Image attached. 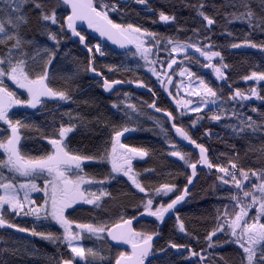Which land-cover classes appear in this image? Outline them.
I'll use <instances>...</instances> for the list:
<instances>
[{
  "label": "snow or ice",
  "instance_id": "obj_1",
  "mask_svg": "<svg viewBox=\"0 0 264 264\" xmlns=\"http://www.w3.org/2000/svg\"><path fill=\"white\" fill-rule=\"evenodd\" d=\"M0 3L7 5V8L0 7V46L5 49L0 51V228L30 233L31 236L54 245L66 246L70 250L71 258L60 259L57 264H74V260L76 264H153V261L158 264H171L167 254L172 250L179 255L187 252V259L191 264H212L214 257L208 256L205 248L197 251L192 247L193 242L200 244V237L188 231L176 212V206L189 196V186L194 184L195 178L198 177V166H201L210 171L215 169L219 174L218 183L225 186L229 193L226 197H218L222 208L216 210L215 226L203 237L207 249L234 244L241 250L239 264H264V166L258 170H246L232 160L228 161L229 166L213 163L209 158V149L203 143H198L191 134L203 126L205 119L216 122L222 119L235 120L236 123L229 124L228 127L234 135L241 137L248 132L255 134L264 130V112L257 108L251 109L252 113L259 116V123L252 116L243 113L245 102H250L252 97L264 100V96H261L256 88L249 89L250 94H246L239 88L232 91V86L228 85L229 94L225 96L222 88L214 87L210 80L193 72L188 66L195 64L197 67L208 69L216 81L227 84L229 66L223 62L224 57L220 51L212 50L224 46L212 42V27L216 21L205 13L203 3L194 7L197 16L206 23L202 24L201 29H192V35L185 39L178 36L161 37L142 25L124 22L125 12L121 5L127 6L129 0H56L50 11L45 0H0ZM29 3L39 11L40 21L44 25L43 34L55 43L57 49L60 44L58 33H70L71 37L77 38L79 44L87 49L90 57L93 53H99L103 57L105 52L101 44L91 45L82 31L78 30L81 24H86L87 28L99 33L100 37L118 45L126 56L130 54L131 61L135 63V68L124 64L115 69L109 66L110 73L121 68L125 72L146 69L156 78L168 97L174 101L173 111L158 107V99L155 98L151 104L143 103L164 117L176 137L198 149L197 159L193 158L192 153L178 150L179 145L169 138V128L158 120L154 121L168 142L167 146L171 149L169 156L182 162L185 169L186 183L182 191L177 184L171 182L153 187H146L142 183L141 173L134 170L133 161L149 156V151L121 143V137L130 131L126 126L107 125L111 127L110 141H105L103 146L92 154H81L79 150L71 149L68 141L69 134L77 128V124L72 123L73 120H78L81 126H87L83 116L74 117L68 113V123L61 122L57 127L53 121L52 131L48 133L32 122V116L27 114L28 110L39 111L48 103L60 104L70 101L72 96L68 90H56L50 86V69L57 52L41 47L37 41L26 39L21 34V28L28 23L23 9ZM135 3L147 11H152L147 0H135ZM228 3L236 11L226 14V18L230 16L231 20L246 22L250 29L260 27L264 30V16L256 14L252 7L253 0H228ZM259 7L264 11V0H259ZM68 9L70 11L67 15H58ZM113 13L119 14L122 22L113 20L110 15ZM176 19L175 15L159 12L161 22L175 23ZM49 25L56 26L58 32L51 31ZM222 35L231 37L232 33L226 32ZM241 47L264 52V43H253L247 36L240 43L229 45L230 49ZM162 51L168 53L167 58H160ZM196 54L202 58L203 63L196 58ZM180 55L183 59L178 62L176 57ZM214 60H218V63H213ZM34 64H38V67L31 66ZM174 65L179 69L178 72ZM89 70L103 76V73H97L91 58ZM174 76H178V80L174 81ZM243 80L264 81V71H252L250 75L243 76ZM8 81L15 86L16 91L10 89ZM131 82L109 80L105 77L103 89L111 92L114 91V86ZM134 82L139 87H148L142 80ZM169 86L175 88V94L169 90ZM20 90L26 93V99L17 94ZM148 91L156 97L154 90ZM123 97L124 114L131 122V115L141 110L128 102L131 99L128 93H123ZM119 107L120 105L113 104V108ZM14 109H23L25 114L14 118ZM208 112L212 114L208 115ZM189 114H195V118ZM185 116L190 121L187 126L183 125ZM29 132H37L39 137L47 141L51 150L40 148L36 150L38 154L35 155L24 151V142L28 139L26 133ZM204 134L209 137L213 135L208 129H205ZM259 151L264 157V146ZM85 161L94 162L100 167L110 165V169L107 174H103L102 179H97V174L84 172ZM261 163L264 165V160ZM153 171L144 170L149 175ZM121 176L127 177L134 190L133 195L143 196L136 206L141 218L146 214L154 218V222L162 224L170 213L176 212V227L179 233L188 238V242L178 243L169 239L166 245H159L157 241L161 236L158 231L137 230L133 227L137 215L125 218L120 212L113 219L104 205L114 199L108 186ZM93 188L96 190L93 191ZM177 192L179 194H175ZM33 194H37L39 202L37 198H33ZM169 194H173L174 198ZM164 197H168L169 202L165 203ZM225 200L227 203H223ZM81 204L91 206L93 211L102 213V216H94L92 222L86 223L70 219L66 211ZM140 209H143V212H140ZM253 211L255 215H251ZM5 213L9 216L31 217L33 227H20L11 223ZM103 216L108 218L104 219ZM52 224L59 226L62 231L59 234L50 230L37 231L38 227ZM85 237L101 241L108 239L116 242V246L128 245L130 251H119L113 258L110 249L85 248ZM2 239L3 237H0V240ZM105 251L107 255L104 254ZM219 260L225 264L223 257Z\"/></svg>",
  "mask_w": 264,
  "mask_h": 264
},
{
  "label": "trees",
  "instance_id": "obj_2",
  "mask_svg": "<svg viewBox=\"0 0 264 264\" xmlns=\"http://www.w3.org/2000/svg\"><path fill=\"white\" fill-rule=\"evenodd\" d=\"M152 8V11H147L143 6L135 3V0H129L127 6L121 5L124 8V22L135 23L138 26L142 25L149 31L158 33L161 37L178 36L180 39H185L192 35V29H201V18L196 14L194 6L203 3L204 11L207 15L213 18L216 23L212 27V42L223 45L221 48H213L212 50L220 51L224 57V63L229 66L227 70L228 81L223 84L216 81L208 71L202 67H197L195 64L188 65L193 72L198 75H203L205 79L210 80L212 85L218 89H223L224 95L229 94L228 85L232 86V91L236 88L241 89L246 94L249 89L256 88L261 96H264V81H245L243 76L250 75L252 71H264V52L259 49L250 47H241L239 49H230L232 43H240L247 36L253 43H264V30L260 27L249 28L246 22L231 20L226 14L236 11L229 5L228 0H147ZM49 11L56 4V0H45ZM64 7V6H61ZM252 7L258 16H264V11L259 7V0H253ZM164 11L168 15H175L176 22H168L167 24L159 21V12ZM27 16L28 23L21 28V34L29 40L37 41L41 47H47L57 52L56 58L50 69L51 84L50 86L56 90H68L72 96V100L62 102L60 104L48 103L39 111L28 110L27 114L32 116V122L39 125L45 133L52 131V122L55 121L57 127L60 123H68V113L74 117L77 115L83 116L86 121V127L81 126L78 120H73L72 123L77 124V128L73 133L69 134V147L73 150H79L81 154H92L97 148L103 146L105 141H110L111 127L110 124L126 126L130 129L121 137V143L127 144L129 147L144 148L149 151V156L143 159H135L133 168L141 173V181L146 187L158 186L160 183H175L180 188L184 187L185 169L182 162L175 157H170L171 149L167 146L165 140L154 121L158 120L165 127L168 123L164 117L150 111L147 104L153 100L151 93L143 92L133 87H118L109 94H106L101 89V81L90 78L88 76L89 54L82 50L77 41H72L69 34H59L60 44L58 49L53 41H49L47 36L43 34L44 25L40 21L39 11L34 9L32 5L26 4L23 9ZM58 15H67V11L58 13ZM111 18L117 23L122 22L119 14H110ZM152 21H155L153 23ZM51 31L58 32L56 26L49 25ZM186 30V31H185ZM82 34L87 37L91 45L99 43L95 39L88 36L83 30ZM231 32V37H226L222 33ZM207 42V41H205ZM105 52L103 57L99 53H93V66L99 72L103 73V77L109 80L136 81L142 80L150 89L156 92L155 99H158V107L173 111L175 105L172 101L158 88L154 80L146 73L145 69L139 71L125 72L122 68L119 71L109 72L108 67L114 69L121 64L135 68L134 61H131L130 54L126 56L124 53H118L108 46L103 47ZM3 46H0V51H4ZM32 51L31 49H27ZM168 53L162 51L160 58H167ZM46 59V58H45ZM218 63V60H216ZM203 63V61H201ZM38 67V64L31 65ZM70 78V79H69ZM18 94L22 99H26L27 95L23 90ZM123 93H128L130 96L129 103H133L141 111L131 115V122L124 114V97ZM147 102V104L143 103ZM113 104H118L120 107L113 108ZM252 108H257L264 112V100L254 97L250 102H245L243 113L252 116L254 120L260 122L259 116L251 112ZM240 111L239 108H237ZM14 118H20L25 114L23 109H14ZM175 114V113H174ZM208 112V115H211ZM192 118H195V114ZM190 121L187 116L183 119V125L187 126ZM203 126L198 131L191 133L198 143H203L209 149V158L213 163H219L222 166H229L228 161L232 160L237 165L244 167L246 170H258L262 165L261 161L264 157L261 156L259 149L264 146V130H260L255 134L248 132L244 136H236L229 124L236 123L235 120L228 121L222 119L220 122L209 121L205 119ZM205 129L216 134L211 137L205 135ZM28 139L24 142V151L35 155L37 149L43 148L45 151H50L47 141H44L37 132L26 133ZM169 138L176 142L171 135L169 129ZM177 143V142H176ZM179 145V149L184 152L192 153L193 158L198 156L191 149ZM110 143L108 147L110 148ZM0 158H2V150H0ZM85 173L97 174V179H102L103 174H107L110 165L103 167L98 166L94 162L85 161L83 165ZM145 169L154 170L151 175L144 172ZM198 177L196 178L192 188L190 189L189 197L182 203L180 208L176 210L181 219L184 221L186 228L193 235L200 237V244L192 243V247L199 251L200 248H205L207 255L214 257L212 264H222L219 260L223 257L225 264H239L240 249L234 244H225L223 247L215 249H207L204 244L203 237L207 231H211L215 226V215L218 208H222V202L218 197L228 196L229 193L225 186L218 183V173L215 169L208 170L197 169ZM189 174V172H188ZM254 180V178H253ZM231 187V186H228ZM93 191L96 189L93 188ZM108 190L112 193L113 200H109L104 208L113 219L117 213L122 212L125 218L137 214L136 206L143 198L142 194L133 195V188L127 177H119L114 180ZM178 193V192H177ZM175 193V194H177ZM171 198L173 194H169ZM33 198H37L34 194ZM39 202V199H38ZM164 202H169L168 197H164ZM227 203V201H223ZM119 205L120 207H117ZM143 209H140L141 211ZM176 212L162 223L157 230L158 222L154 219H143L134 224L137 230H154L158 231L161 239L157 241L159 245H166L169 239L178 243L188 242V238L179 233L176 227ZM6 218L11 223H15L20 227H33V219L31 217L15 215L9 216L5 213ZM66 215L70 219L77 222H92V217L102 216V213L93 211L88 205H75L66 211ZM254 215V212L251 213ZM108 218V216H103ZM53 231L60 233L62 229L57 225H48L38 227L37 231ZM0 264H57L60 259L71 258L70 250L66 246H57L49 243L39 237H33L20 233L15 229L0 228ZM83 245L86 248H95V250H109L111 255L115 256L119 251H126L112 246L108 239L96 240L95 238L85 237ZM107 255V251L104 253ZM188 253L184 252L179 255L170 251L167 254V259L171 264H191L187 259ZM162 258V255H161ZM207 258V257H206ZM193 260L195 258H192ZM76 264V261L74 260ZM153 264H158L153 261Z\"/></svg>",
  "mask_w": 264,
  "mask_h": 264
},
{
  "label": "water",
  "instance_id": "obj_3",
  "mask_svg": "<svg viewBox=\"0 0 264 264\" xmlns=\"http://www.w3.org/2000/svg\"><path fill=\"white\" fill-rule=\"evenodd\" d=\"M68 11H70V9L67 10V14H68ZM78 30H83V31H85V33H86L88 36H90L91 38H93V39H95V40H97V41L103 42L105 45H107L109 48L113 49L114 51H116V52H118V53H124V50L121 49V48H119L118 45H114V44H112L111 41L106 40V38H102V37H100V36H99V33H96L94 30L87 28V25H86V24H81V28L78 29ZM68 34H69L70 39H71L72 41H77V42H78L77 38H75V37H71L70 33H68ZM78 43H79V42H78ZM79 46H80V48H81L82 50H85V51L87 52V49H86L84 46H82V45H80V44H79ZM128 47H134V46H128ZM88 54H89V53H88ZM90 58L93 60V58L90 57V55H89V60H90ZM96 71H97V73H101V72H99L98 70H96ZM88 76H89L90 78L99 79V80L101 81V89H102V91H103L104 93L109 94V93L112 92V91H111V92H106V91L103 89V79H104V77H103V76H98V75H96L95 73L91 72V71L89 70V64H88ZM120 81H122V80H120ZM118 87H133V88L139 89V90H141V91H143V92L150 93V92L148 91V89H150L149 87H147V88H145V87H139V86H137V84H136L134 81H132L131 83H123V84H121V85L114 86V89H116V88H118ZM154 98H155V97H153V99H154ZM253 99H254V97H252L251 100H253ZM152 101H153V100H152ZM151 103H152V102H151ZM151 103H150V104H151ZM147 108H148V107H147ZM148 109H149L150 111H152V112H154V113H156V114L162 116L160 113L155 112L153 109H150V108H148ZM162 117H163V116H162ZM168 126H169V129H170L171 135L173 136L174 140H175L176 142H178L180 145L185 146L186 148L191 149V150H192L193 152H195V153L197 154V156H198V149H195L194 146L189 145L186 141H182V140H180L178 137H176V136L174 135V130H172V129L170 128V125H169V124H168ZM198 169H205V167L198 166ZM190 171H191V170L189 169V170H188L189 174H190ZM195 180H196V178H195ZM195 180H194V182H195ZM192 186H193V185L189 186V189H191ZM182 190H183V188L181 189V191H182ZM177 194H179V192H178ZM188 197H189V196H188ZM188 197H187V198H188ZM173 198H174V197H173ZM187 198H186V199H187ZM183 202H184V201H183ZM183 202H181L180 204H178V205L176 206V210H177L178 208H180V206L182 205ZM140 212H143V210H141ZM173 214H174V212H173V213H170V214L166 217L165 220H167L168 218H170ZM135 215H137V220L133 221V227H134V224H135L136 222L140 221V220H143V219H154V218H152V217H148L146 214L144 215L143 218H141V217L138 215V213L135 214ZM128 218H129V217H128ZM161 225H162V224H159V223H158V225H157V230L160 229ZM108 242H109L112 246H114V247H117V248H120V249H124V250H126V251H130V246H128V245L120 244L119 246H116V242H111L110 240H108ZM172 251H173L174 253H176L175 250H172ZM161 255H162V254H161ZM74 264H75V263H74Z\"/></svg>",
  "mask_w": 264,
  "mask_h": 264
},
{
  "label": "rangeland",
  "instance_id": "obj_4",
  "mask_svg": "<svg viewBox=\"0 0 264 264\" xmlns=\"http://www.w3.org/2000/svg\"><path fill=\"white\" fill-rule=\"evenodd\" d=\"M0 7L7 8V5H4V4L0 3ZM213 51H215V50H213ZM176 58H177V60H178V62H179L180 60L183 59V56L180 55V56H177ZM196 58H197V59H200L201 61H203L202 58H200L198 54H196ZM213 63H217L216 60H214ZM157 67H159V66H157ZM165 67H166V65H165ZM174 68L176 69L177 72L179 71V69H178L175 65H174ZM145 70H146V69H145ZM208 71L210 72V70H208ZM146 73H147V74H148V75L154 80V82H155V84L158 86V88H160V89L163 91V93L168 97L167 93H166V92L164 91V89L160 86V84H159V82L156 80V78L153 77V76H151V74L148 73L147 71H146ZM210 74H211V72H210ZM211 76L214 78V76H213L212 74H211ZM173 80H174V81L178 80V76H174V77H173ZM8 84H9V87H10L11 90L16 91V88L13 87V85L11 84L10 81H8ZM169 90L172 91L173 94H175V88H174L173 86H169ZM20 91H21V90H20ZM17 94H20V93L18 92ZM182 94H183V93H182ZM168 98L172 101L171 97H168ZM172 103L174 104V101H172ZM40 195H42V194H40ZM33 196H34V194H33ZM253 212H254V211H253ZM254 215H255V213H254ZM104 219H107V218H104ZM24 234H25V235H26V234L29 235L30 238H31V234H30V233H24ZM83 246H84V245H83ZM84 247H85V246H84ZM85 248H86V247H85ZM91 248H92V247H91ZM93 249H95V248H93Z\"/></svg>",
  "mask_w": 264,
  "mask_h": 264
},
{
  "label": "flooded vegetation",
  "instance_id": "obj_5",
  "mask_svg": "<svg viewBox=\"0 0 264 264\" xmlns=\"http://www.w3.org/2000/svg\"><path fill=\"white\" fill-rule=\"evenodd\" d=\"M13 87H15V86L13 85Z\"/></svg>",
  "mask_w": 264,
  "mask_h": 264
}]
</instances>
